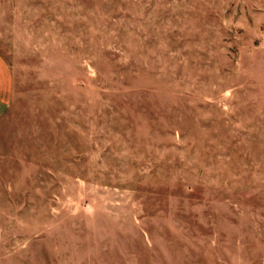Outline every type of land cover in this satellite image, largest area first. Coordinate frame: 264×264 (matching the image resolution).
I'll return each instance as SVG.
<instances>
[{
  "label": "rangeland",
  "instance_id": "374dc122",
  "mask_svg": "<svg viewBox=\"0 0 264 264\" xmlns=\"http://www.w3.org/2000/svg\"><path fill=\"white\" fill-rule=\"evenodd\" d=\"M0 264H264V0H0Z\"/></svg>",
  "mask_w": 264,
  "mask_h": 264
},
{
  "label": "crops",
  "instance_id": "0c3cea01",
  "mask_svg": "<svg viewBox=\"0 0 264 264\" xmlns=\"http://www.w3.org/2000/svg\"><path fill=\"white\" fill-rule=\"evenodd\" d=\"M6 99L5 98H3V97H0V113H1V110L3 109V108H5V106H6Z\"/></svg>",
  "mask_w": 264,
  "mask_h": 264
}]
</instances>
